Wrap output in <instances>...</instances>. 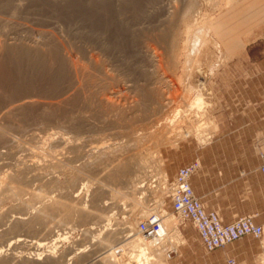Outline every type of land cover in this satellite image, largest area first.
I'll use <instances>...</instances> for the list:
<instances>
[{
  "label": "rangeland",
  "instance_id": "1",
  "mask_svg": "<svg viewBox=\"0 0 264 264\" xmlns=\"http://www.w3.org/2000/svg\"><path fill=\"white\" fill-rule=\"evenodd\" d=\"M8 1L11 4L7 7L4 6L0 11V109L10 100H15L17 97L31 92L48 97H57L64 94L66 89L73 87L74 77L68 73V69L62 66L63 64L61 65L63 60L60 55H57L58 61L61 60L60 63L57 62L58 65H61L60 67L57 64V66L51 65L49 54L42 55L43 57L40 56L42 59L37 55L38 58L34 56V58H25L24 60V58L19 57L18 48H15L16 50L6 48L5 43L7 40L4 39L9 37L19 39L20 36V39H22V37L28 36L27 34L18 33L20 27L27 28L28 31L42 30L53 34L55 32L54 35H58L57 32L64 28L62 26H65L69 21L70 15H78L81 9H78L76 5L74 7L64 5L69 0H64V2L62 0L64 4L60 2L61 0H53L54 4L52 0ZM169 1H171V5L173 4L178 8L191 7V10L188 15L186 14L187 16L182 15L176 22L170 23L166 19L167 16L165 17L167 10V6L164 5L167 2L165 0H109L106 7L93 8L92 14L90 9L88 11L85 8L82 9V13L90 15L89 20L85 19L88 20L85 21V24L87 23L86 26H89L86 28H91L89 30L92 31L90 34L92 43L88 42L89 44L87 43L85 45L87 47L84 48L87 51L90 46L88 51L94 62L89 64L87 60H83L82 65L86 69V74L91 72V80H84L81 90L76 92V95L70 101L71 103L68 106L65 105L66 107L52 106L46 111H29L21 124L18 122L19 119L16 115L5 119L4 121H7L11 135L9 138H13L14 142H18L19 145H15V143H13L14 145L11 143L0 144V151L11 152V155L3 157L0 161L1 182L17 163L18 156L19 159H24L23 161L27 163L33 160L40 163L41 160H47L48 157H45L47 155L45 152H50V150H52L56 159L70 157L67 153L65 154L64 150H61L62 146L50 149L52 143L50 144L48 140L49 136L55 133L66 132V122L69 118H72L81 127L83 136L81 135L80 139L84 140L83 142L96 143L103 140L104 136L105 139H109L108 133L115 134L119 132L118 127L120 124L113 121L112 116L109 117L106 113L104 114V111L100 108V103H97L104 97L103 86L107 84L106 82H109L111 87H115L116 79L125 81L130 78L136 81L138 85L142 86L143 92L149 96L145 99L143 108V110L149 111L151 108L149 93H151V82L153 80L152 58H150L149 53H152L151 55L155 56L154 61L158 62V65L156 66L155 63V66L159 68V72L164 75L165 81H168V85L172 87L168 92L164 87L165 84L163 86L162 84L158 85L160 91L169 100V105L162 113L153 118L155 119L153 125L146 123L137 127L143 130L148 129L144 132L145 135L143 133L145 137L142 138V141L144 142L143 152L150 160V166L155 167L154 170L153 168L150 170L153 175L152 179L147 182L142 193L134 195L130 191L124 190L120 186L121 181L119 180L116 182L115 179L113 185L106 184V176H103L100 170H97V172L92 169L93 171H90L88 175L83 174V176L73 173L69 175L70 178L68 175L55 174L58 180L56 184H51L46 179L45 181H34L35 183L30 184L28 193L20 198L11 197L10 193H8L10 197L7 196L8 194L5 196L0 195V248L2 247L4 251L7 250L8 243L20 235L28 237L29 240L35 239L34 241L39 240L40 237H43L40 239H51L50 236L54 235L52 239L57 237L56 241L45 247L37 250L26 246L25 251L23 247H17L19 249H16L17 252H15L18 254L24 251L23 254H33V256L39 255V253L41 257L42 255L43 257L50 256L53 257L51 258V264H90L91 261L89 262V260L102 252H99L100 249L94 240L96 234H99L100 228L97 225L92 226L91 222L89 223L88 218L84 217L89 208H86L85 211L82 207L84 208L85 204L86 207H90L89 201L92 199L90 196H93V191H95L94 194L96 195L103 193L104 200L102 202H108V206L112 208L109 214V227L112 229L118 228V233H123L122 235H126L128 232L138 234L141 223H146L153 215L157 218L161 217L160 227L165 233L164 237L155 235H142L143 237H141L138 234L141 238H152V241H155L152 242L153 245L151 244L154 248L142 246L143 243L139 244V246L146 249L148 260L151 258L148 264H228L229 260H233L235 264H264V235L257 240L243 238L228 244L223 249L212 253L206 252L201 245L197 231L191 229L190 234H186L184 226L180 225L178 219L172 214L167 184L172 181L177 169L191 161L195 160L197 162L198 153L205 150L206 145L213 138L226 133L229 135L228 130H219V124L224 122V126L229 127L228 110L223 111V103L228 101L227 90L231 85H237L240 78V69L238 61H231L235 57L226 51L219 36H217L216 25L221 22V17L232 16L242 0ZM12 2L14 3L12 4ZM57 7L60 9H57ZM86 14L83 15L89 17ZM68 15L69 19L67 18ZM92 17H94V21ZM35 19L40 20V24L35 22ZM96 21H98V25ZM50 22L51 24L54 22L55 26L47 24ZM63 22L65 25L62 24ZM61 67H63V70ZM62 71L64 73H61ZM126 93L122 92L116 96L114 95L115 97L109 96L110 101L116 102L115 104L124 109L128 103L133 101V94ZM196 94L202 95L204 102L206 101L205 108L200 110L201 112L196 107H191V102ZM133 97L136 98L135 94ZM44 102L55 103L56 100H45ZM189 109H191L192 115L191 117L187 116L183 121H179L181 128L179 127L175 131L163 129V127H166L165 120L171 118L176 110ZM1 120L0 116V122ZM18 124L21 126L19 127ZM122 126L126 127L128 125L123 124ZM104 130L107 132L101 133ZM186 131L187 136H184ZM159 134H161V137ZM233 135L238 137L236 131L232 132ZM261 141L264 143V135ZM43 153H45L43 156L46 159L42 156ZM30 154L35 156L32 157ZM156 155L159 157L160 172L164 177L161 174L158 175L157 167L153 163V158ZM29 157L33 159L31 160ZM77 164L79 165L80 162H76ZM263 182L264 178L258 179V183L262 186H264ZM83 183L90 184L91 193L88 191L89 188L88 190L85 188L88 191L87 194L85 189L82 190ZM243 187L245 188L239 190V192L236 188H229L223 195H200L202 197L201 202L206 211L212 210V206L219 204L234 203L232 206H238L237 210H214L223 219L252 213L264 216V189H262L261 194H251L249 193L250 186L248 184L245 183ZM197 188L204 191L205 184L200 183ZM36 195H46L47 198L43 201V204L42 202L40 204L38 197V200L36 199ZM244 208H251L252 210ZM254 208H257V210H254ZM27 213L28 219L32 217L30 223L26 226L17 225V227L11 228L10 220L12 217L20 216V214L26 217ZM91 228H94V231L90 230ZM174 231L177 232V237L173 233ZM136 245L138 244L126 246L125 250L122 251L128 255L134 251ZM30 249L33 253L30 252ZM122 251H117L116 255L121 257ZM118 252L121 253L118 254ZM9 257L10 259H8ZM3 258L7 259L4 260ZM3 258L0 259V264H6V262L7 264H28L25 262L13 263L10 261L12 258L10 255ZM95 262L96 260L92 261V264H95Z\"/></svg>",
  "mask_w": 264,
  "mask_h": 264
},
{
  "label": "bare ground",
  "instance_id": "2",
  "mask_svg": "<svg viewBox=\"0 0 264 264\" xmlns=\"http://www.w3.org/2000/svg\"><path fill=\"white\" fill-rule=\"evenodd\" d=\"M50 1H49V3H50ZM165 1H167L164 4L165 6H167V10L165 9L166 10L165 17L167 16L166 19H168L170 21V23L176 22L180 18V16H182V15L183 16H185L186 14L188 15V13L191 10V7L178 8V7L174 6L173 4L171 5V1H169V0H165ZM60 2H62V0ZM63 2H64V0H63ZM108 2H109V0H105V1L104 0H101V1H99V0L98 1L97 0H87V1L86 0H69L66 2V4H64V3L63 4L66 6H69V7L70 6L74 7L76 5V7L78 6V9L79 8L81 9V12H79V13L77 12L78 15L77 14L74 15L76 13V11H75L74 14L72 13L74 16L69 14L70 19H69V15L67 17L69 19V21L67 22V20H65L67 22L66 25L64 24V22L62 23L65 26H62L64 28H62L60 30L58 29L59 30L57 32L58 35H54V34H56L55 32L53 34L51 32L47 33V32L42 31V30L28 31V30H26L27 28L24 29V28L20 27V29H18V33L19 34H27L28 36L22 37V39H20L21 36L19 39L18 38L17 39L16 38H10V37L8 39L7 38L4 39V40H7L5 43L6 48L11 49V50L18 48L19 57L24 58V60H25V58H31V57L34 58V56H35V58H38V57L41 58L44 55L49 54V57L51 58V60H49L51 62V65L57 66L58 65L57 62L60 63V61H61L60 59H59L60 61H58V58H57L60 55L61 59L63 60L61 62V65L63 64L62 66L65 67L66 69H68L67 70L68 73L73 75V77H74V81H73L74 85H73V87L66 89L64 94H61L57 97L41 96L42 94L36 95V94L31 92L32 94L31 93L30 94H23L20 97H17V99L14 98L15 100H10L8 103H6L0 109V116L2 118V120L0 122V144H2V143L3 144L15 143V145L16 144L19 145L18 142H14L13 138H9V137H11V135L9 133L10 131H9V128L7 126V123H6L7 121H4L5 119H7L13 115H16L19 119L18 122L21 124L24 121V118H25L27 112H29V111L30 112L34 111V110L46 111L47 109H49L52 106H64V107H66L71 103L70 101H72L74 95H76V92L81 90L82 85H83L82 83L84 82V80H86V81L88 79L91 80V78H92V76L90 75L91 72L90 73L87 72V74H86V69L82 65L83 60H87L89 64L94 62L93 58L90 55V52L88 51L90 46L88 47V50H87L88 52L85 50V48L87 47L85 45H87L88 42L90 44L92 43L91 42L92 40L90 41V39H92V37L90 36L92 31L89 30L91 28H86L89 26L88 25L86 26L87 23L85 24V21H88L90 19V15H88L86 13H82L83 12L82 9L84 10V8H85V10L87 9V11H88V9H90V12L92 14L93 13L92 11H94L93 8L106 7ZM13 3L14 2H12V4ZM52 3L54 4L53 0H52ZM9 4H11V3L8 0H0V11H1V9L4 8V6L7 7ZM57 9H60V8L57 7ZM61 10H62V8H61ZM67 14H68V12H67ZM83 14H86L89 17H87V16L85 17ZM86 18L88 20H85ZM93 18L94 17H92V20H93ZM38 19H35L34 21L39 23L40 20H38ZM96 22L98 25V21H96ZM89 23L92 24L93 22H89ZM42 24H45V23H42ZM47 24L48 25H54V22L52 24H51V22L47 23ZM56 24L58 25V23H56ZM91 24H89V25H91ZM171 26H172V24H171ZM91 27H93V26L91 25ZM55 28H57V27H55ZM55 28H53V29L55 30ZM186 29H187V27H186ZM56 31H57V29H56ZM93 41H94V39H93ZM96 42L98 45V40ZM93 45H94V43H93ZM14 51H12V52L14 53ZM151 54L149 53L150 58H152V61H151L152 66L151 67L153 68V72H152L153 73V80L151 82V86H152V88L150 90L151 93H149L151 96V100L149 99L151 101V104H150L151 108L149 109V111H145V109L143 110V108L145 106L144 101L149 96H147L148 94H145V92H143L144 90L142 89V86L138 85L136 81H133L130 78L129 79L126 78L127 80H125V81H121V80L118 81V79H116L115 84H114L115 87H113V86L111 87L110 83L106 82L107 84L105 86H103L104 88L102 91L104 97L101 98L99 100V102H97V103H100V108L102 111H104V114L106 113V115H108L109 117L112 116L113 117L112 120L115 121L116 123L120 124V126L118 127V129H120V131L115 133V134H109L108 133L109 139H105V136H104L103 140L96 142V143L93 142V143L88 144V142H83L84 140L82 141L80 139V137L83 136L81 129H80L81 127H79L73 121L72 118L71 119L69 118L68 121L66 122L67 126L65 124V126L67 127L66 132L65 133H55L54 135L49 136L48 140H49L50 144L52 143V146L50 147V149H52L54 147L58 148V147L62 146L61 150H64L65 154L67 153L70 157L66 156V158H62V159L57 158L56 159V157L53 156L52 150H50V152H48V151L45 152L47 154L45 157H48V158H47V160H41L43 163L42 162L40 163L39 161H35V160L31 161L33 159L32 157L35 156V155L33 156L32 154H30V156H32V157L31 158L29 157V159H31V160L28 159L31 162L27 163V162L23 161L24 159L23 160L19 159V156H18L17 157L18 160H17V163L15 164V166L13 168H11L10 172L7 173V175L5 174L6 176L4 175L5 176L4 179L1 178L2 180L0 182V195L5 196L6 194L10 193L11 197L14 196L16 198H20V197H23L26 193H28L27 191L30 188V184H32L34 181H43V180L45 181V179H46V180H48L49 183L56 184L58 182V180L56 178L57 175L55 176V174H62V175L64 174V175L69 176V175H72L73 173H76L78 175L79 174L88 175V173L90 171H93L92 169H94V171L100 170L101 174L103 176H106V178H107L106 184H112L113 182H115V181L118 182L117 180H119V181H121L120 186L124 190L126 189V190L130 191L131 194L138 195V194L142 193L144 191L146 185H147V182L150 179H152V177H153V175L150 171L153 167L150 166L151 165V164H149L150 160L148 159L147 155H145V153L143 152L144 142L142 141V138L144 139V137H145L144 132L148 131V129L143 130V129H138L137 127L139 125L146 124V123H148V125H150V124L153 125L154 120H155L153 118L157 117L160 113H162V111H164V109L166 107H168V105H169L168 101L169 100L166 98V95L160 91L158 85L162 84V86H163L165 84L164 87L168 90V92H169V89L172 88L170 85H168V83H167L168 81H165L164 75L159 72V68L156 67L158 65L157 64L158 62L156 63V61H154L155 56H153ZM37 55H38V57H37ZM46 57H48V56H46ZM155 63H156V66H155ZM61 65H58V66L60 67ZM63 67H61L62 70H63ZM61 73H64V72L62 71ZM104 76H105V74H104ZM70 77H72V76H70ZM66 78H67V76H66ZM71 80H72V78H71ZM62 82H64V81H62ZM67 87H70V86H67ZM122 92H127L130 95L133 94L132 95L133 101L128 103L127 107H125L124 109L119 107L117 104H115L116 102L114 103L113 101H110V97H109V96H114V95L116 96L117 94H120ZM203 92H204V90H203ZM134 94L136 97L135 99L133 97ZM193 98L194 99L191 102V107H196L199 111L205 108V104H206L205 102L206 101L204 102L202 95L196 94L195 97H193ZM96 99H97V97H96ZM45 100H56V102L55 103H52V102L47 103V102H44ZM207 104H208V102H207ZM186 109H188V108H186ZM191 109L183 110V111L182 110L181 111L176 110L171 118L165 120L166 127H163V129H167L166 131H168V130H170V131L174 130L175 131V130L179 129V127H180L179 121H183V119L186 118L187 116L191 117V115H192V113L190 111ZM188 112H190V113L187 115ZM197 112H195V113H197ZM193 115H194V113H193ZM156 120H157V118H156ZM123 124H126L128 126L123 127L122 126ZM20 126L21 125H19V127ZM101 128H102V126H101ZM182 128H183V126H182ZM181 131H183V130H181ZM103 132L105 133L107 131L106 130L101 131V133H103ZM143 133H144V135H143ZM186 133H187V131L184 133V136H187ZM159 135L161 137V134H159ZM91 136H92V134H91ZM158 138H159V136H158ZM95 141H97V140H95ZM44 144H46V143H44ZM40 153H41V151H40ZM45 153H43L42 156L45 155ZM9 154L11 155V152H9V151L8 152L0 151V161H1V159H3V157L5 158ZM34 159H36V158H34ZM153 159H154L153 163L157 167L156 171H158V173H159L158 175L161 174L163 176V174L160 172L159 157H157V155H156L155 158H153ZM76 162H80V164L76 165ZM75 166H77V167H75ZM154 168H153V170H154ZM76 174H74V175H76ZM69 178H70V176H69ZM90 183H92V182H90ZM92 186H93V184H92ZM55 188H56V186H55ZM85 188H87V190L89 188L88 191H90L92 189L90 187V184L83 183L82 190ZM100 188L103 189L102 187H100ZM60 190L62 191V189H60ZM87 190L85 189V191H87ZM88 191L86 192V194L88 193ZM37 192H39V191H37ZM96 192H98V191H96ZM90 193H91V191H90ZM94 193H95V191H93V196H90V197H92L91 201H89L90 207L88 205H87L88 207H86V204H85L84 208L82 207V209L85 210L86 208H89V210L87 209L88 213H86V215H84V217L86 216L88 218L89 223L91 222L90 224L92 226L97 225L100 228V231H98L99 234H96L94 232L96 234V237L94 234V237H95L94 240L96 241L97 246L100 249V250L98 249L99 252H101V251L102 252L100 254H98V256H95L93 258L90 257L91 258L89 260V262L91 261L90 264H92V261H94V260H96L95 264H148L149 260L151 258L148 260V257H147L148 255L145 252L146 249L139 246V244L143 243L142 246H147V247L151 246L152 248H154V246H152L153 245L152 242L154 240L152 241V238H150L151 239L150 240L148 238H141V237H143L142 235H144V234L145 235L148 234L151 236L155 235L157 237H164L165 233L162 231V229L160 227V221L161 220L158 219L159 223L157 224V222H156L157 217L155 215H153L148 220V222L151 221L150 224L141 223L140 224L141 226L139 227V231H138V234H140L141 237L137 233H132V232L131 233L128 232V234L125 233L126 235H122L123 233H120V232L118 233V228L112 229L111 227H109V224H108L109 218H110L109 214H110L112 208H110L108 206V204H107L108 202L107 203L102 202L104 200V197H103L104 195H102L103 193L98 192L99 194H97V195ZM7 196L10 197L9 194ZM33 196H35V195H33ZM88 196H89V194H88ZM37 197L40 201V204H41V202L43 204V201L47 198L46 195L45 196L36 195V199H37ZM45 206H46V204H45ZM42 212H44V211H42ZM83 214H85V213H83ZM27 216H28V213H27L26 217ZM7 217H9V216H7ZM26 217L23 214L22 215L20 214V216L12 217V219L10 220L11 228H13V227L15 228V227H17V225L26 226L28 223H30V219L32 218L31 217L30 219H28L29 216L27 218ZM33 218H34V216H33ZM31 221H33V220H31ZM154 222H156V223H154ZM167 223L169 224V222H167ZM5 224L7 225V223H5ZM127 228H129V227H127ZM131 228H132V226H131ZM93 229L91 228L90 230H93ZM88 231H87V233H88ZM130 231H132V230L130 229ZM48 233H49V231H48ZM173 233H175V236L177 237V232L174 231ZM50 234H51V232H50ZM47 235H49V234H47ZM53 236L54 235L50 236L51 239H40V238H43V237H40L39 240L36 239V241H34L35 239L29 240L28 237H26V236H21V235L17 236L8 243V245L6 246V248H7L6 251H4L2 247L0 248V259L5 257V256L8 257L10 255V256H12L10 261L13 263L25 262L28 264H51V258H53V257H50V256H44L43 257V255L41 257L40 253H39V255L34 254L35 256H33V254L31 255V254H23V253L25 251L26 246H30V247L38 250L42 247H45V246L51 244V242L54 243L56 241L57 237H55V239H52V238H54ZM157 237H155V238H157ZM47 238H49V237H47ZM171 238H172V236H171ZM61 239H63V238H61ZM92 239H93V237H92ZM90 242H92V241H90ZM132 244H134V245L138 244V245H136L134 251H132L130 254L127 255L126 252L122 251L126 246L128 247L129 245H132ZM17 247H23L24 251H22V253L17 254L16 249H19ZM41 250H43V249H41ZM74 251H76V250H74ZM117 251H122V255L120 254L121 257L116 255ZM30 252H31V249H30ZM31 253H33V252H31ZM119 253H121V252H118V254ZM36 254H37V252H36ZM5 259H7V258H5ZM8 259H10V257ZM6 264H7V262H6Z\"/></svg>",
  "mask_w": 264,
  "mask_h": 264
},
{
  "label": "crops",
  "instance_id": "3",
  "mask_svg": "<svg viewBox=\"0 0 264 264\" xmlns=\"http://www.w3.org/2000/svg\"><path fill=\"white\" fill-rule=\"evenodd\" d=\"M240 2L232 16L221 17V22L216 25L221 43L226 51L235 57L231 61H238L240 78L237 85H231L227 90L228 101L223 103V111L228 110L229 127L226 128L225 123L221 122L219 130H228L229 135L226 133L213 138L205 150L198 153L199 169L189 179L193 194L200 201V195L203 194L223 195L229 188H236L239 192L245 188V183L250 186L251 194H261L264 189V186L258 183L259 178H264L259 171L260 154L264 151V143L261 141L264 135V0ZM233 131L237 132L238 137L232 136ZM200 183L205 184L204 191L198 190ZM232 204L212 206V210H237L238 206ZM218 216L223 225L244 216H252L255 225L264 224V216L257 213L225 219L219 214ZM184 228L186 234H190V230L194 229L190 223H185Z\"/></svg>",
  "mask_w": 264,
  "mask_h": 264
},
{
  "label": "built area",
  "instance_id": "4",
  "mask_svg": "<svg viewBox=\"0 0 264 264\" xmlns=\"http://www.w3.org/2000/svg\"><path fill=\"white\" fill-rule=\"evenodd\" d=\"M260 159L259 171L264 176V152L260 154ZM198 169L199 164L196 161L182 167L176 172L172 181L167 184L172 214L178 219L179 224L184 226L185 223H190L194 227L206 252L224 248L245 237L261 238L264 235V224L260 226L253 224L252 216L240 217L223 225L216 212L205 210L200 199L193 194L189 184L190 177ZM160 218L156 219L157 224ZM150 223L151 221L146 222V224ZM228 264H235V262L229 260Z\"/></svg>",
  "mask_w": 264,
  "mask_h": 264
}]
</instances>
